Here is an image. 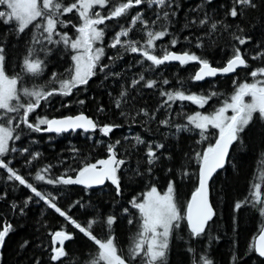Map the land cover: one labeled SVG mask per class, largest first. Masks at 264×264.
Wrapping results in <instances>:
<instances>
[{
    "label": "trees",
    "instance_id": "obj_1",
    "mask_svg": "<svg viewBox=\"0 0 264 264\" xmlns=\"http://www.w3.org/2000/svg\"><path fill=\"white\" fill-rule=\"evenodd\" d=\"M72 0H64L65 4ZM257 8L237 6L238 11L243 7L242 14L233 18L226 15L231 8L233 0H212L211 4L206 0H171V8L164 10L175 11L170 15L169 21L156 20L157 6L149 8L141 5L129 13L127 17L108 21V28L103 46L112 38L121 27L131 26V17L138 11H142L144 19L149 20V27L155 31L161 30L165 25L169 29V35L156 41L154 54L160 56L163 50L190 51L207 58L213 66H224L231 54L232 46L240 47L245 53L249 67L239 69L234 75L216 77L203 81L191 79L199 68L198 62H190L187 65L179 63L164 64L156 68H150L151 62L144 60L139 53L125 52L119 48H106L105 58L101 64H108L109 68L104 72L97 67V74L93 76L87 86L75 89L71 96L55 95L48 102L41 103V107L30 114L29 120L35 122L36 116L44 114L49 118L76 115L80 112L92 117L101 124L112 123L120 125L119 128L107 137L96 133L85 134L81 131L64 134L30 132L23 124L17 129L19 140L10 142L17 149L3 157L10 167H13L29 183H32L38 191L55 197V203L70 217L75 219L83 227L97 217L107 215L116 216V222L111 231L116 236L118 251L127 253L133 236L139 230L140 216L136 209L132 208L129 201L133 197L140 198L150 186H155L160 191H165L170 180L175 181V198L180 207L181 214L186 211L192 193L198 187V173L200 165L195 158V152H203L209 143H214L216 130L209 129L211 133L208 140L198 143L200 137L198 131H185L177 133L175 125L187 123V115L199 110L214 111L220 107L223 101L230 97L236 86L242 82H250L252 77L248 73L258 67L264 66V61L253 60L257 51L264 50V0H255ZM198 6H203L204 12L210 17L207 26H199L198 20L203 18L204 12ZM107 12V9H103ZM77 15L65 14L64 20L77 22ZM193 19L197 24L190 23ZM156 20L155 24L151 21ZM214 21H223L229 25L227 29L218 25V30L212 32L210 25ZM62 31L74 33L73 25ZM188 27H185V25ZM15 25H5L0 20V42L5 45L6 70L9 75L20 73L23 56L26 55L28 41L34 29L29 26L25 33L17 36L14 32ZM238 29H243L241 33ZM146 30L139 22L135 25L128 37L139 41L141 45L147 39ZM247 35L251 39L245 45H239L232 34ZM176 36L179 43L170 45V40ZM185 37H190L185 40ZM198 39L203 40L204 46L196 47ZM51 47V46H49ZM55 54V55H54ZM52 56H48V66L39 77L23 76V85H33L51 88L59 87L51 83V74L56 72L66 76L65 69L71 66L70 53L65 52L62 46L56 49ZM119 54V55H118ZM43 57V56H42ZM115 58V59H112ZM143 61V63H138ZM119 73V75H112ZM107 74V76H106ZM143 74L145 81L156 80L154 88L145 87V81L133 86L132 80L138 79ZM167 79L169 84L162 81ZM236 81V84L233 83ZM19 87V85H18ZM183 90L186 94L210 92L219 93L213 97L203 108L184 101H177L169 108L163 105L166 97L160 95L161 91ZM126 91L127 95L122 99L120 93ZM121 100V107L115 106L116 100ZM27 100L22 97V102ZM79 100L85 103L80 105ZM67 105V106H65ZM103 106L104 111L99 112L98 107ZM141 109H146L149 115H144ZM124 115H121V113ZM154 114V118H153ZM168 119V125L159 121ZM140 136L146 143L136 144L135 137ZM118 158L124 159L121 166L120 194L117 195L115 186L108 182L98 189H89L83 185L48 184L45 181L35 180L38 171L47 165H52L48 178H55L65 174L75 176L72 169H78L84 163H95L97 160L107 158L106 145L115 143ZM163 144L164 148L157 152L160 160L153 166L151 173L146 169V144ZM28 148L29 153L21 154V149ZM72 149H77L73 152ZM39 152L40 157L26 164L30 160V153ZM170 157V158H169ZM171 169V171H169ZM187 172L188 175H184ZM264 172V120L259 114L253 116V120L241 133L240 140L235 142L226 166L218 171L209 185L210 201L216 215L209 222L206 233L200 237H192L186 222H182L179 229L174 230L170 237L167 251V264H202V257L207 256L214 264H264V258L260 257L253 248V242L264 224V215L260 213L261 204L254 203L252 195L254 183H261V199L264 200V183L260 180V174ZM139 173V174H138ZM7 192V197L0 200V223L4 220L13 225L14 231L6 238L5 246L1 249L2 259L0 264H84V261L92 259L98 251L94 244L84 234L75 229L64 217L51 209L43 200H40L27 187L19 185L17 181L7 180V172L0 168V194ZM32 201L27 204L24 213L18 209L13 210L11 205L15 202L18 206L29 197ZM81 201L84 207L72 205ZM248 201L242 204L239 210L234 208L235 203ZM129 209V213L123 211ZM183 212V213H182ZM133 219V224L128 220ZM64 227L74 234V238L65 243L68 256L62 261L54 262L50 259L53 246L52 233ZM92 232L99 239H105L108 229L101 224H94ZM24 241H28L26 247L21 248ZM58 247V245H55ZM233 257H236L235 261ZM141 258L130 264H140Z\"/></svg>",
    "mask_w": 264,
    "mask_h": 264
},
{
    "label": "snow or ice",
    "instance_id": "obj_2",
    "mask_svg": "<svg viewBox=\"0 0 264 264\" xmlns=\"http://www.w3.org/2000/svg\"><path fill=\"white\" fill-rule=\"evenodd\" d=\"M206 3L211 4L212 0H206ZM0 5L6 6V11H0V20L5 25L14 24V32L17 36L25 33L26 29L31 26L34 31L28 41L26 55L23 56L21 72L9 75L6 70V54L5 45L0 42V168L7 172V180L17 181L19 185H23L30 189L40 200H43L51 209L55 210L60 216L64 217L75 229L89 238L96 246L98 251L95 256L84 261V264H130L135 262L138 257L141 258L140 264H167V251L169 248V240L174 230L181 227L182 222H186V227L189 229L192 237H200L206 233L209 227V222L216 215L212 204L209 200L208 182L218 169H222L229 155L230 147L240 140L241 133L253 120L254 114L258 113L261 120H264V66L251 70L248 75L253 78L252 82L247 81L239 83L232 95L226 98L222 105L214 111L204 114L195 112L187 115V123L175 125L177 133L185 131H198L202 143L208 140L209 129L216 130V139L214 143H209L203 152H195V158L198 161L200 168L198 173V187L192 193L190 201L186 205V211L181 214L180 207L175 198V181L168 182L167 191L161 195L155 186H150V190L142 194L140 198L133 197L129 201L132 208L136 209L140 216L139 230L133 236L132 242L127 250V253L118 251L117 238L111 231L112 226L116 222V216L107 215L106 217H97L88 222L87 227H83L75 219L70 217L67 212L58 207L54 202L55 197L50 194H43L38 191L32 183H29L24 176L20 175L17 170L10 167L3 157H6L9 152H16L17 149L10 142L20 139L17 129L23 124L30 132L36 133H55L57 135L81 131L85 134L96 133L97 131L103 136H109L114 129L120 125L112 123L101 124L92 117L80 112L76 115H68L62 117L36 116L35 122L29 120L30 114L34 113L41 107V103L48 102L55 95L71 96L75 89L80 86H87L89 80L97 74L96 70L104 72L109 68L108 64H101V60L105 55L103 46L108 21L118 20L121 17H127L131 10L147 5L151 8L157 6L158 11L156 20L169 21L171 13L165 8H171V0H72L65 4L64 0H0ZM237 6H247L251 9L257 8L255 0H233L231 8L226 12V15L233 18L242 14L243 7L238 11ZM107 9L106 13L95 10ZM204 12L203 6H198ZM78 17L79 24L73 25L75 28V38L69 35L67 31H62L59 26L67 28L72 24V20L62 19L65 14L73 13ZM156 20L151 21L152 24ZM210 17L207 12H204L203 18L198 20L199 26H207ZM143 25L146 30L147 39L141 45L139 41L122 39L128 37L137 23ZM191 24H197V20L190 21ZM218 25L221 28L227 29L229 25L223 21H214L210 25L212 32L218 30ZM185 27H188L186 24ZM243 33V29H238ZM169 35V29L165 25L161 26V30L155 31L149 27V20L144 19L142 11L136 12L131 17L130 27H121L120 31L116 32L110 48L123 49L129 53H139L144 60L151 62L149 67L156 68L164 65L166 62H179L181 65H187L190 62H198L199 69L191 77L194 81H203L206 78L216 77L218 74L236 73L237 69H247L249 67L248 60L245 58V53L241 52L240 47L232 46L231 54L226 60L223 67H214L207 58L197 55L195 52L182 51L180 53L169 51L167 48L163 50V54L158 56L154 54L156 41ZM232 37L239 45H245L250 39L247 35L232 34ZM189 40L190 37H185ZM179 38L173 36L170 40V45L175 46L179 43ZM99 45V46H97ZM51 46V47H49ZM62 46L65 52L70 53L71 66L65 69L64 74H51V83L58 84L59 87L46 88L45 86L33 85L32 87L24 86L23 76L30 77L41 76L48 66L47 57L52 54L57 47ZM203 40L198 39L196 47H203ZM119 55V54H118ZM43 56V58H41ZM253 60L264 61V50L257 51ZM115 59V58H112ZM143 63V61H138ZM119 75V73H112ZM107 76V74H106ZM145 81V76L141 74L138 79L132 80V85L136 86ZM156 80L145 81V87L154 88L157 86ZM164 85L169 84L167 79L162 81ZM236 84V81H233ZM19 85V87H18ZM127 95L126 91L120 93L123 99ZM160 95L166 97L164 105L169 108L171 104L177 101H189L200 108H203L208 102L219 95L213 91L207 95L201 93L186 94L183 90L161 91ZM22 97L27 100L22 102ZM250 97L249 101L245 98ZM80 105L85 103L84 100L77 101ZM67 106V105H65ZM115 106L121 107V100H116ZM231 110L232 115H228ZM99 112H103V106L98 107ZM144 115H149L146 109H141ZM121 115H124L122 112ZM154 118V114H153ZM160 124L168 125L170 121L164 119L159 121ZM136 144L143 145L146 142L136 136ZM120 144L117 140L115 143L107 144V158L97 160L95 163H84L78 169H72L75 176L65 174L55 178H48L52 165H47L35 175V180L45 181L48 184L61 185H83L86 188L103 185L105 181H110L114 186L117 195L120 194V169L125 164L124 159L118 158L116 146ZM163 144H146V163L149 167L147 172L151 173L153 166L160 160L157 152L163 149ZM21 154L29 153L28 148L20 150ZM77 152V149H72ZM41 153H30L31 159L26 160V164H31L33 160L40 157ZM170 158V157H169ZM171 171V169H169ZM139 174V173H138ZM184 175H188L184 172ZM260 180L264 183V172L260 174ZM253 197L255 204H261L260 213L264 215V200L261 199V183L253 184ZM7 192L0 194V200L7 197ZM32 197L29 196L23 205L18 206L15 202L12 203L13 210L18 209L21 214ZM248 201L237 202L234 205L236 210L242 207V204ZM84 207L81 201H76L72 206ZM125 213H129L128 208H124ZM133 219H129L128 223L133 224ZM101 224L102 227L108 229V234L105 239H99L92 232L94 224ZM14 231L13 225L6 220L0 223V249L5 246L6 238L10 232ZM74 234L65 230L64 227L52 233L53 246L51 248L52 255L50 259L54 262L62 261L68 256L65 250V242L72 240ZM28 241H24L21 248L28 245ZM59 246H55L56 244ZM253 248L258 252L260 257H264V227L261 228L258 237L253 242ZM2 259V252H0ZM236 257H233L235 261ZM36 264H40L37 260ZM202 264H214L207 256L202 257Z\"/></svg>",
    "mask_w": 264,
    "mask_h": 264
},
{
    "label": "rangeland",
    "instance_id": "obj_3",
    "mask_svg": "<svg viewBox=\"0 0 264 264\" xmlns=\"http://www.w3.org/2000/svg\"><path fill=\"white\" fill-rule=\"evenodd\" d=\"M4 6H5V5H4ZM6 10H7V9H6V6H5L4 8H0V11H6ZM69 14H70V13H69ZM75 21H76V19L74 20V24H72V25H78V24H79V20H78V18H77V22H75ZM62 27H63V26H62ZM73 29H75V28L73 27ZM61 30H62V29H61ZM68 33H69L70 36H72L73 38H75L76 33H75V35H72V34L74 33V31H72V33H70V32H68ZM113 37H114V36H113ZM113 37L110 38V39H108V42H107V44H106L107 47H109L108 45L111 43ZM104 38H105V37H104ZM122 39H123V37H122ZM97 46H99V45H97ZM107 47H104V48H105V54H106V48H107ZM57 48H58V47H57ZM57 48H56V49H57ZM55 52H56V50H54L50 56H52ZM54 55H55V54H54ZM41 58H43V57H41ZM104 58H105V55H104V57L102 58V60H103ZM102 60H101V61H102ZM252 80H253V78L251 79V81H250L249 83H251ZM245 100H246V101H249V100H250V97H246ZM199 112H202V113H204V114L210 113V112H208V111H202V110H199ZM211 112H212V111H211ZM193 114H194V113H193ZM228 115H232L231 110H229ZM40 116H45V115H44V114H41ZM2 159H3V158H2ZM149 190H150V189H148L145 193H147ZM157 190H158V192H159L161 195H163V194L167 191V189H166L165 191H160L158 188H157ZM145 193H144V194H145ZM174 195H175V194H174ZM169 243H170V240H169Z\"/></svg>",
    "mask_w": 264,
    "mask_h": 264
},
{
    "label": "water",
    "instance_id": "obj_4",
    "mask_svg": "<svg viewBox=\"0 0 264 264\" xmlns=\"http://www.w3.org/2000/svg\"><path fill=\"white\" fill-rule=\"evenodd\" d=\"M172 51H174V52H177V53H180V51H175V50H172ZM172 63H179V62H175V61H173V62H166L165 64H172ZM180 64V63H179ZM214 67H218V66H214ZM220 67H223V66H220ZM199 69V68H198ZM239 69H237V71H238ZM198 71V70H197ZM236 71V72H237ZM235 73H229V74H218L216 77H225V76H230V75H234ZM216 77H211V78H206V79H213V78H216ZM205 79V80H206ZM59 118V117H58ZM79 131V130H78ZM53 134H55V133H53ZM234 145V144H233ZM233 145L230 147V149H229V154H230V152H231V149H232V147H233ZM228 159H229V155H228V158H227V160H226V163H225V165H224V167L226 166V164H227V161H228ZM223 167V168H224ZM222 168V169H223ZM221 169H218L217 170V172L218 171H220ZM216 172V173H217ZM215 173V174H216ZM215 174L213 175V177L215 176ZM212 177V178H213ZM212 178H211V180H212ZM211 180L208 182V188H209V185H210V182H211ZM108 182H110V181H105V183L103 184V185H98V186H93V187H91V188H89V189H98V188H101V187H103V186H105ZM111 183V182H110ZM191 199V198H190ZM209 200H210V192H209ZM190 201V200H189ZM210 203H211V201H210ZM213 207V206H212ZM213 210H214V208H213ZM262 227H264V224H263V226ZM259 234V233H258ZM257 237H258V235L256 236V238H255V240L257 239ZM67 242V241H66ZM65 242V243H66ZM56 245H59L58 243L56 244ZM0 252H1V249H0ZM257 254H258V252H256ZM259 255V254H258ZM262 258H264V257H262Z\"/></svg>",
    "mask_w": 264,
    "mask_h": 264
},
{
    "label": "flooded vegetation",
    "instance_id": "obj_5",
    "mask_svg": "<svg viewBox=\"0 0 264 264\" xmlns=\"http://www.w3.org/2000/svg\"><path fill=\"white\" fill-rule=\"evenodd\" d=\"M4 7H5L4 5H0V8H4ZM95 10L101 11L102 13H105V12H103V9H100L99 7H97ZM74 14H75V11H74ZM61 27H60V29H61Z\"/></svg>",
    "mask_w": 264,
    "mask_h": 264
},
{
    "label": "bare ground",
    "instance_id": "obj_6",
    "mask_svg": "<svg viewBox=\"0 0 264 264\" xmlns=\"http://www.w3.org/2000/svg\"><path fill=\"white\" fill-rule=\"evenodd\" d=\"M183 213V212H182Z\"/></svg>",
    "mask_w": 264,
    "mask_h": 264
}]
</instances>
